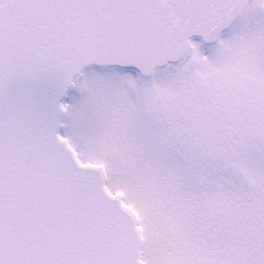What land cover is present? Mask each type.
<instances>
[{
  "label": "snow or ice",
  "instance_id": "6c2138e0",
  "mask_svg": "<svg viewBox=\"0 0 264 264\" xmlns=\"http://www.w3.org/2000/svg\"><path fill=\"white\" fill-rule=\"evenodd\" d=\"M0 264H264V0H0Z\"/></svg>",
  "mask_w": 264,
  "mask_h": 264
}]
</instances>
